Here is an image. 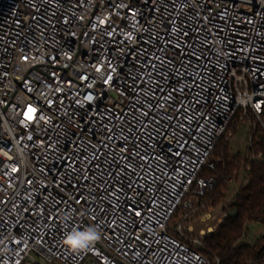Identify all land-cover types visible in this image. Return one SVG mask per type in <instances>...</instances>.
I'll list each match as a JSON object with an SVG mask.
<instances>
[{"label":"built area","instance_id":"obj_1","mask_svg":"<svg viewBox=\"0 0 264 264\" xmlns=\"http://www.w3.org/2000/svg\"><path fill=\"white\" fill-rule=\"evenodd\" d=\"M236 114L252 148L264 0H0V264H213L188 221Z\"/></svg>","mask_w":264,"mask_h":264},{"label":"trees","instance_id":"obj_2","mask_svg":"<svg viewBox=\"0 0 264 264\" xmlns=\"http://www.w3.org/2000/svg\"><path fill=\"white\" fill-rule=\"evenodd\" d=\"M239 124L240 115L236 114L218 140L211 156L215 163L214 168H204L201 172L202 176L215 178L213 188L206 192L204 211L221 205L222 211L226 213L216 229L201 237V245L198 247L213 264L216 259L219 264H258L257 259L264 256V234L252 244L240 242L247 235V222L264 226V130L257 122L251 139L252 148L247 147L248 154L244 156L240 152H234L230 143V137ZM251 153L257 155L255 160L249 158ZM230 177L234 178L233 182L228 181ZM236 182H239L240 186L235 195L228 198L231 186ZM233 208L237 209L235 217L228 214ZM199 215L200 213H197L194 218ZM176 218L178 213L174 215L173 222ZM194 218L188 223H193ZM91 261L88 264H98L94 260Z\"/></svg>","mask_w":264,"mask_h":264},{"label":"rangeland","instance_id":"obj_3","mask_svg":"<svg viewBox=\"0 0 264 264\" xmlns=\"http://www.w3.org/2000/svg\"><path fill=\"white\" fill-rule=\"evenodd\" d=\"M251 121L247 120L241 124H239L236 127V130L234 131V134L230 137V143L233 148L234 152H240L242 155L246 156L248 154V143H249V137L251 134ZM240 186V183L236 182L233 183L231 186V191L228 194V198H231L232 196L235 195L236 191L238 190ZM211 214L212 218L210 220H207L205 222H200L198 218H194L193 221V227H194V232H198L201 228H206L207 225L212 227L213 231L214 229L217 228V218L219 216H222L223 211L221 205L218 207H213L211 208ZM206 233L209 231L208 229H205ZM264 234V226L260 223L256 222H247V235L241 239V243H248L252 244L254 243L260 236ZM92 259H88L86 263H91ZM46 264V262H43Z\"/></svg>","mask_w":264,"mask_h":264},{"label":"clouds","instance_id":"obj_4","mask_svg":"<svg viewBox=\"0 0 264 264\" xmlns=\"http://www.w3.org/2000/svg\"><path fill=\"white\" fill-rule=\"evenodd\" d=\"M101 239V232L95 226H87L84 229L73 228L68 231L62 244L71 252H81L88 250Z\"/></svg>","mask_w":264,"mask_h":264},{"label":"water","instance_id":"obj_5","mask_svg":"<svg viewBox=\"0 0 264 264\" xmlns=\"http://www.w3.org/2000/svg\"><path fill=\"white\" fill-rule=\"evenodd\" d=\"M1 141H2V139H0V142H1ZM234 204H236V201H234ZM228 214H229L230 216H232V217H235L236 214H237V209H236V208L230 209V210L228 211Z\"/></svg>","mask_w":264,"mask_h":264},{"label":"snow or ice","instance_id":"obj_6","mask_svg":"<svg viewBox=\"0 0 264 264\" xmlns=\"http://www.w3.org/2000/svg\"><path fill=\"white\" fill-rule=\"evenodd\" d=\"M30 118V117H29Z\"/></svg>","mask_w":264,"mask_h":264}]
</instances>
